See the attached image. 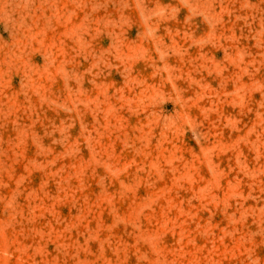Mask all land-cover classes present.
Here are the masks:
<instances>
[{
  "label": "rangeland",
  "instance_id": "obj_1",
  "mask_svg": "<svg viewBox=\"0 0 264 264\" xmlns=\"http://www.w3.org/2000/svg\"><path fill=\"white\" fill-rule=\"evenodd\" d=\"M0 264H264V0H0Z\"/></svg>",
  "mask_w": 264,
  "mask_h": 264
}]
</instances>
